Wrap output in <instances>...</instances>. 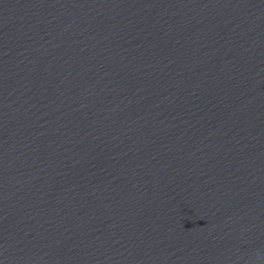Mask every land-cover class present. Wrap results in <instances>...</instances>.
Masks as SVG:
<instances>
[{
	"label": "water",
	"instance_id": "water-1",
	"mask_svg": "<svg viewBox=\"0 0 264 264\" xmlns=\"http://www.w3.org/2000/svg\"><path fill=\"white\" fill-rule=\"evenodd\" d=\"M0 264H264V0H0Z\"/></svg>",
	"mask_w": 264,
	"mask_h": 264
}]
</instances>
